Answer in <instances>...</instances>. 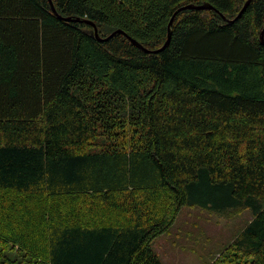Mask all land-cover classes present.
I'll use <instances>...</instances> for the list:
<instances>
[{"label": "trees", "instance_id": "obj_1", "mask_svg": "<svg viewBox=\"0 0 264 264\" xmlns=\"http://www.w3.org/2000/svg\"><path fill=\"white\" fill-rule=\"evenodd\" d=\"M249 1L0 0V264H163L154 240L193 205L252 209L229 251L264 264ZM192 4L215 10L170 27Z\"/></svg>", "mask_w": 264, "mask_h": 264}, {"label": "rangeland", "instance_id": "obj_2", "mask_svg": "<svg viewBox=\"0 0 264 264\" xmlns=\"http://www.w3.org/2000/svg\"><path fill=\"white\" fill-rule=\"evenodd\" d=\"M252 219L250 208L187 206L153 247L163 264H243L232 257L229 246Z\"/></svg>", "mask_w": 264, "mask_h": 264}, {"label": "water", "instance_id": "obj_3", "mask_svg": "<svg viewBox=\"0 0 264 264\" xmlns=\"http://www.w3.org/2000/svg\"><path fill=\"white\" fill-rule=\"evenodd\" d=\"M50 1H51V0H50ZM250 1H251V0H250ZM250 1H249V2H250ZM249 2H248V3H249ZM52 8L55 10V8H54L53 5H52ZM196 9H199V10H201V9H202V10H204V9H214V7H213V6H210L209 4H204V5H199V6L192 4V5L184 6V7L180 8L179 10H177V12L175 13V15L173 16V18H172V20H171L170 27L172 26V24H173V22H174V18H175L180 12L185 11V10H196ZM214 10H215V9H214ZM68 21H71V19H68ZM85 22H86L87 24H89L90 26H92V30H90V35H91L92 37H95L96 39H98V40H100V41L108 40L110 37H113L114 35H117V34H121V33H122L121 31H117V32H114L113 34H111L108 38H106V39H102V38L100 37L99 33H98V28H97L96 24L93 23L92 21H85ZM170 36H171V31H169V39H170ZM169 39H168L167 43L165 44V46L168 44ZM261 39H262V41H264V30H263V32H262V37H261ZM133 42H134V41H133ZM134 44H135L136 46H138L139 48L144 49V50L147 51L146 48H144V47L141 46L140 44H137V42H136V43L134 42ZM165 46H164V47H165ZM152 52L156 53V52H158V51H152Z\"/></svg>", "mask_w": 264, "mask_h": 264}]
</instances>
